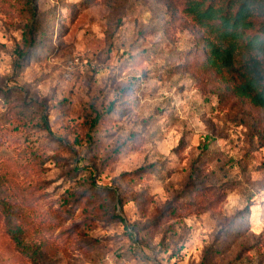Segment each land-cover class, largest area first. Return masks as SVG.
<instances>
[{"label": "rangeland", "instance_id": "rangeland-1", "mask_svg": "<svg viewBox=\"0 0 264 264\" xmlns=\"http://www.w3.org/2000/svg\"><path fill=\"white\" fill-rule=\"evenodd\" d=\"M178 1L0 0V173L46 264H264V125L196 82ZM0 264H34L1 213Z\"/></svg>", "mask_w": 264, "mask_h": 264}, {"label": "trees", "instance_id": "trees-1", "mask_svg": "<svg viewBox=\"0 0 264 264\" xmlns=\"http://www.w3.org/2000/svg\"><path fill=\"white\" fill-rule=\"evenodd\" d=\"M179 10L201 30L188 53L196 63L190 72L217 100V108L235 111L246 104L260 114L264 125V0H179ZM31 13L30 4L27 5ZM32 27V25H31ZM32 38V28L28 30ZM207 92V93H208ZM107 110L105 113H108ZM95 115L91 126L98 123ZM41 124L49 131L45 118ZM0 173V213L4 229L22 258L46 264L58 252L50 240L29 233L26 199L6 194ZM32 198L30 199V202ZM33 237V238H30ZM29 238V239H27Z\"/></svg>", "mask_w": 264, "mask_h": 264}, {"label": "built area", "instance_id": "built-area-1", "mask_svg": "<svg viewBox=\"0 0 264 264\" xmlns=\"http://www.w3.org/2000/svg\"><path fill=\"white\" fill-rule=\"evenodd\" d=\"M86 61H84L81 57L79 56H73L71 57L67 62H66V68L68 70H73L75 67H82L86 66Z\"/></svg>", "mask_w": 264, "mask_h": 264}]
</instances>
